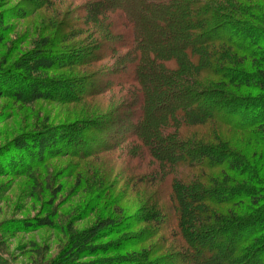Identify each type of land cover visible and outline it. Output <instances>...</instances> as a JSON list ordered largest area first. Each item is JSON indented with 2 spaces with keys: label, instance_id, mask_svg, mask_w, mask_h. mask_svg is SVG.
I'll return each mask as SVG.
<instances>
[{
  "label": "trees",
  "instance_id": "trees-1",
  "mask_svg": "<svg viewBox=\"0 0 264 264\" xmlns=\"http://www.w3.org/2000/svg\"><path fill=\"white\" fill-rule=\"evenodd\" d=\"M26 2L0 11V97L67 114L15 138L27 154L4 169L51 200L73 176L69 194L105 209L33 264H264V0ZM34 15L39 36L14 55L30 39L8 19Z\"/></svg>",
  "mask_w": 264,
  "mask_h": 264
},
{
  "label": "rangeland",
  "instance_id": "rangeland-1",
  "mask_svg": "<svg viewBox=\"0 0 264 264\" xmlns=\"http://www.w3.org/2000/svg\"><path fill=\"white\" fill-rule=\"evenodd\" d=\"M77 2L81 4L82 0H77ZM1 5L0 11L4 9L12 12L23 10V12L28 13L32 10V6L26 0H5ZM137 5L136 3V7ZM32 17L20 21L8 19L14 28L9 37L28 33L30 39V41L23 42L20 50H16L14 55L32 49L31 39L39 36V22L35 19L37 16ZM6 52V48L0 46V57ZM47 75H56V72ZM66 114V109L56 103L48 101H36L32 104L17 103L6 96L0 97V168L5 171L0 173V225L6 221H18L19 226L16 227V231H5L0 226V248L4 249V253L10 259L11 264L35 263V261H38L36 250L39 247L47 248L44 259L51 260L67 244L66 242L69 239L68 227L70 225L75 230H85L92 226L99 214L105 210L102 205H99L94 212L88 213L86 210L88 205L84 202V194H74L75 192L69 194V187L72 186L74 181L73 176L55 179L53 188L60 185L63 188L51 200V193L45 190L42 191L28 176L6 174L11 172H9L10 169H4L5 166L16 161L19 156L24 158L27 154L21 153L19 149L15 148L12 141L17 137L27 135L33 129L41 128L45 124L58 125ZM26 143L29 146L30 140ZM62 161V159H54L49 162L50 169L47 171L50 172V175L56 171L54 167L62 165ZM44 176L45 174L42 173L38 182H42ZM48 214L52 217L49 218L53 220L51 226L27 229L24 227V223L22 224L23 220L37 219ZM106 239L96 240L94 244L104 243ZM81 260L88 261L90 259L84 257Z\"/></svg>",
  "mask_w": 264,
  "mask_h": 264
}]
</instances>
